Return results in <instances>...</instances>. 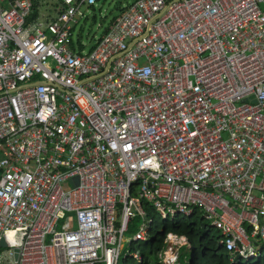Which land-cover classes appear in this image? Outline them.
<instances>
[{"label": "built area", "instance_id": "2783aa9c", "mask_svg": "<svg viewBox=\"0 0 264 264\" xmlns=\"http://www.w3.org/2000/svg\"><path fill=\"white\" fill-rule=\"evenodd\" d=\"M98 1L0 0L1 261L142 264L143 203L264 257V0H136L85 53Z\"/></svg>", "mask_w": 264, "mask_h": 264}, {"label": "trees", "instance_id": "16d2710c", "mask_svg": "<svg viewBox=\"0 0 264 264\" xmlns=\"http://www.w3.org/2000/svg\"><path fill=\"white\" fill-rule=\"evenodd\" d=\"M125 10L122 9L121 13ZM118 21L115 18L105 33L108 32ZM144 209L154 218L152 226V240L146 243L140 251L143 257L142 264H162L159 259V254L165 247V239L167 235H174L178 238H184L191 248V261L186 263L187 257L180 253L179 261L181 264H231L228 251L220 246L222 236L219 231L211 228L199 212L193 213L188 217H178L175 220L163 221L156 218L155 211L147 207L143 203ZM138 221V220H136ZM161 228V230H160ZM134 232V228L130 229L128 236ZM131 259H127L125 264H128ZM155 261L152 263V261ZM131 261H134L133 259ZM134 264H137L134 262ZM237 264H264V257L250 260L248 262H238Z\"/></svg>", "mask_w": 264, "mask_h": 264}, {"label": "rangeland", "instance_id": "374dc122", "mask_svg": "<svg viewBox=\"0 0 264 264\" xmlns=\"http://www.w3.org/2000/svg\"><path fill=\"white\" fill-rule=\"evenodd\" d=\"M135 1L136 0H99L92 7H83L80 11L81 13L76 17L77 23L74 24L73 43H75V45L80 43L84 47L85 53H89L96 45L97 41L103 36L111 22L119 17L121 10L132 5ZM155 215L156 218L162 219L160 214L155 213ZM62 225L63 223L58 225L56 229L57 232L64 230ZM130 236L131 235L126 237L127 241L131 238ZM144 245V243L134 244L135 250H133L132 253H140ZM125 252L127 253L128 249H126ZM180 253L187 257V262L191 261L192 253L186 245L180 248ZM131 260L128 264H134L135 261ZM154 262L153 260L152 263ZM0 264L7 263L2 262L0 259ZM121 264L125 263L121 261Z\"/></svg>", "mask_w": 264, "mask_h": 264}, {"label": "water", "instance_id": "95a60500", "mask_svg": "<svg viewBox=\"0 0 264 264\" xmlns=\"http://www.w3.org/2000/svg\"><path fill=\"white\" fill-rule=\"evenodd\" d=\"M8 247V244L5 240L4 237H2V239L0 240V249H6ZM191 250V248H189ZM18 258V251H15V259L17 260Z\"/></svg>", "mask_w": 264, "mask_h": 264}, {"label": "bare ground", "instance_id": "6f19581e", "mask_svg": "<svg viewBox=\"0 0 264 264\" xmlns=\"http://www.w3.org/2000/svg\"><path fill=\"white\" fill-rule=\"evenodd\" d=\"M9 236H12V234H9ZM169 240L174 243V244H184L183 240H180L178 237L174 236V235H170Z\"/></svg>", "mask_w": 264, "mask_h": 264}]
</instances>
